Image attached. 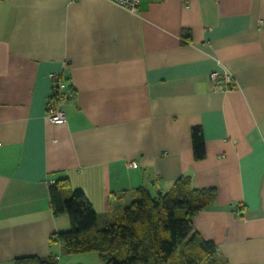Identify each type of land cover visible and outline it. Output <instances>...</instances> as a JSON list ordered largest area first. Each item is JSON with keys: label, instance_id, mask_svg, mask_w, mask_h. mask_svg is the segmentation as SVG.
I'll return each instance as SVG.
<instances>
[{"label": "crops", "instance_id": "0c3cea01", "mask_svg": "<svg viewBox=\"0 0 264 264\" xmlns=\"http://www.w3.org/2000/svg\"><path fill=\"white\" fill-rule=\"evenodd\" d=\"M191 33L185 42L183 32ZM236 88L212 90L213 71ZM62 74L67 121L46 118ZM206 157L193 158L191 129ZM135 162L137 167H131ZM215 188L193 227L227 264H264V0H0V264L55 256L50 180L81 189L101 221L144 187Z\"/></svg>", "mask_w": 264, "mask_h": 264}, {"label": "trees", "instance_id": "16d2710c", "mask_svg": "<svg viewBox=\"0 0 264 264\" xmlns=\"http://www.w3.org/2000/svg\"><path fill=\"white\" fill-rule=\"evenodd\" d=\"M185 42L191 33L182 34ZM193 158L206 157L203 131L191 129ZM68 179L50 186V204L55 216L66 215L70 229L50 236L49 243L62 244L64 255L98 253L103 264H227L215 244L193 227L195 216L217 201L215 188L195 189L190 177L177 179L167 192L152 193L141 187L138 198L111 220L101 221L81 189L68 198L61 190ZM14 264H58L55 256L17 258Z\"/></svg>", "mask_w": 264, "mask_h": 264}, {"label": "built area", "instance_id": "2783aa9c", "mask_svg": "<svg viewBox=\"0 0 264 264\" xmlns=\"http://www.w3.org/2000/svg\"><path fill=\"white\" fill-rule=\"evenodd\" d=\"M132 13H136L143 0H109ZM52 86L47 100L46 118L53 124H64L67 121L64 107L70 99V89L68 83L63 79L62 74H50ZM212 90L215 92H228L236 88L232 74L228 71H213L208 76ZM131 167H137L135 162ZM50 184H55V180H50Z\"/></svg>", "mask_w": 264, "mask_h": 264}, {"label": "rangeland", "instance_id": "374dc122", "mask_svg": "<svg viewBox=\"0 0 264 264\" xmlns=\"http://www.w3.org/2000/svg\"><path fill=\"white\" fill-rule=\"evenodd\" d=\"M64 255V254H63ZM58 264H103L98 253L87 252L74 255H64Z\"/></svg>", "mask_w": 264, "mask_h": 264}]
</instances>
